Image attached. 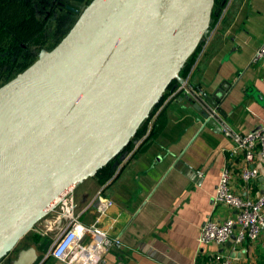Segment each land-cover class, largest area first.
Returning <instances> with one entry per match:
<instances>
[{"label": "water", "instance_id": "1", "mask_svg": "<svg viewBox=\"0 0 264 264\" xmlns=\"http://www.w3.org/2000/svg\"><path fill=\"white\" fill-rule=\"evenodd\" d=\"M84 2L85 0H76ZM215 0H91L61 41L0 86V259L59 197L120 153L201 40ZM190 97L219 127L225 89ZM7 257V258H6Z\"/></svg>", "mask_w": 264, "mask_h": 264}, {"label": "crops", "instance_id": "2", "mask_svg": "<svg viewBox=\"0 0 264 264\" xmlns=\"http://www.w3.org/2000/svg\"><path fill=\"white\" fill-rule=\"evenodd\" d=\"M32 1L35 10L41 9V0ZM215 11L218 18L213 25L210 22L190 83L198 94L226 84L220 103L225 116L215 113L219 127L205 123L191 96L180 92L177 83L148 116L145 131L135 133L111 159L112 173L101 180L107 163L74 187L83 223L97 222L118 240L99 264H216L218 257L226 256L236 264H264V234L240 242L235 230L221 245L199 240L209 216L221 220L235 211L213 204L227 163L235 171L231 180L235 192L248 198L263 192L264 159L254 161L261 171L257 179L242 180L238 168L244 160L231 154L232 139L222 126L248 132L264 124V52L258 55L264 45V0H227ZM99 190L113 199L100 220L97 208L88 206ZM37 223L16 246L37 247L41 256L37 264H67L52 254V238ZM0 264L9 262L4 257Z\"/></svg>", "mask_w": 264, "mask_h": 264}, {"label": "built area", "instance_id": "3", "mask_svg": "<svg viewBox=\"0 0 264 264\" xmlns=\"http://www.w3.org/2000/svg\"><path fill=\"white\" fill-rule=\"evenodd\" d=\"M264 52V45L258 55ZM257 56V55H256ZM179 81L178 90L183 94L194 97L195 88L190 83V73ZM226 136L232 139L231 154H237L244 160L238 172L242 180L251 183L261 175L260 169L254 164L258 158L264 159V124L248 132H239L227 124L222 126ZM234 168L227 163L222 171L213 195V204H226L235 209L232 215L224 219L209 216L199 235L202 243L224 244L237 230V240L251 241L264 234V168L263 192L256 198L242 196L233 190L231 180ZM113 199L99 190L88 206L94 205L98 219L107 214ZM77 210L74 187L63 193L53 205L51 211L37 223L38 229L52 238V254L65 260L67 264H99L110 246L118 242L109 237L106 231L97 226V222L85 224ZM216 264H236L230 256L218 257Z\"/></svg>", "mask_w": 264, "mask_h": 264}, {"label": "trees", "instance_id": "4", "mask_svg": "<svg viewBox=\"0 0 264 264\" xmlns=\"http://www.w3.org/2000/svg\"><path fill=\"white\" fill-rule=\"evenodd\" d=\"M226 2L227 0H215L212 10L211 25H213L218 18L215 9L217 7L222 9ZM34 10L35 8L32 0H0V57L3 56L7 63L5 67H0V86L16 76L18 72L29 66V60H27V58L30 57V50L27 46L21 45L23 40L21 37L24 36V32H20L19 28L24 27L23 24L25 25V21L29 19L31 14L33 19L35 18L37 14ZM69 29L70 28L66 29L64 34H66ZM31 41L36 43H47L40 38L38 34L32 35ZM204 41L205 39L203 38L196 50L187 58L185 64L180 70L181 76L186 77L189 73H191V75L194 73V68L192 69V67L195 64L196 56ZM177 83L179 84V81L174 79L169 84L162 97L157 102L158 104L152 109L150 116L153 114L157 106L168 96L171 89L178 85ZM148 119L149 117L138 128L136 132L137 135L145 131ZM111 162L112 161L108 163L105 174L103 176L101 175L102 177L100 176L102 181L112 173L113 167L110 165Z\"/></svg>", "mask_w": 264, "mask_h": 264}, {"label": "rangeland", "instance_id": "5", "mask_svg": "<svg viewBox=\"0 0 264 264\" xmlns=\"http://www.w3.org/2000/svg\"><path fill=\"white\" fill-rule=\"evenodd\" d=\"M89 2H91V0H89ZM85 6L86 5H84L82 9H84ZM48 8L49 6H45L42 9H39V11L34 10L37 14L35 18L33 19L31 14L29 16V19L25 21V25L23 24L24 27L19 28L20 32H24V36L21 37V39H23L21 45L27 46L30 50V57L27 58V60H29V65H31L36 59H38L42 53L52 50L64 37L66 28L72 27L80 16V13H75L74 15L70 16L65 11H63V16L68 17L65 18V21L68 22L67 24L61 22L56 17H53V15L49 16V19H45V17H47L46 11ZM58 13L61 14V12L59 11ZM36 19H38L39 21ZM35 34H38L39 37L45 40L47 43L32 42V35ZM6 64L7 63L5 61V58L1 56L0 67L3 68Z\"/></svg>", "mask_w": 264, "mask_h": 264}, {"label": "flooded vegetation", "instance_id": "6", "mask_svg": "<svg viewBox=\"0 0 264 264\" xmlns=\"http://www.w3.org/2000/svg\"><path fill=\"white\" fill-rule=\"evenodd\" d=\"M41 2H42L41 9L45 6H49V8L46 11L47 17H45V19H49V16L53 15V17H56L61 22L67 24L68 22L65 21V18L68 17L63 16V11H65L70 16L74 15L75 13L77 14L79 12L73 10L72 8L66 7V5H62V2H65L66 4H71L75 8L82 10L84 5H86L89 2V0H85L84 2H78L76 0H41ZM58 11L61 12V14H59ZM19 250H20L19 246H16L8 258L12 259V257H14Z\"/></svg>", "mask_w": 264, "mask_h": 264}]
</instances>
